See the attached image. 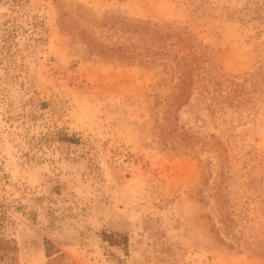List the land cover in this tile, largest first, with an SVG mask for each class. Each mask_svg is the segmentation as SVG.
<instances>
[{"label": "rangeland", "instance_id": "1", "mask_svg": "<svg viewBox=\"0 0 264 264\" xmlns=\"http://www.w3.org/2000/svg\"><path fill=\"white\" fill-rule=\"evenodd\" d=\"M31 3L0 51V264H264V0Z\"/></svg>", "mask_w": 264, "mask_h": 264}, {"label": "trees", "instance_id": "2", "mask_svg": "<svg viewBox=\"0 0 264 264\" xmlns=\"http://www.w3.org/2000/svg\"><path fill=\"white\" fill-rule=\"evenodd\" d=\"M0 7H6L5 10H0V51H5L11 57L18 51L20 36L27 35L25 40L28 45L34 41V35L40 34L43 24L34 15H29L31 0H0ZM16 250L15 240L4 237L0 231V257L6 256L11 260Z\"/></svg>", "mask_w": 264, "mask_h": 264}]
</instances>
